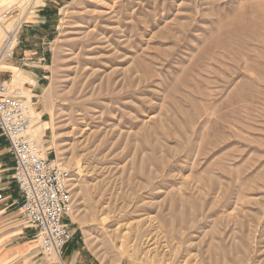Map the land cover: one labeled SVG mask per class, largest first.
<instances>
[{
  "label": "rangeland",
  "instance_id": "obj_1",
  "mask_svg": "<svg viewBox=\"0 0 264 264\" xmlns=\"http://www.w3.org/2000/svg\"><path fill=\"white\" fill-rule=\"evenodd\" d=\"M1 15L0 48L15 29L16 50L44 48L30 134L71 174L83 259L264 264V0H0Z\"/></svg>",
  "mask_w": 264,
  "mask_h": 264
},
{
  "label": "built area",
  "instance_id": "obj_2",
  "mask_svg": "<svg viewBox=\"0 0 264 264\" xmlns=\"http://www.w3.org/2000/svg\"><path fill=\"white\" fill-rule=\"evenodd\" d=\"M17 29L7 32L0 48V65L13 57ZM22 87L0 81V134L13 158L11 180L16 186V203L26 228L42 255L61 258L74 235L70 214L74 208L71 174L30 134L32 108ZM3 199L0 190V200Z\"/></svg>",
  "mask_w": 264,
  "mask_h": 264
},
{
  "label": "crops",
  "instance_id": "obj_3",
  "mask_svg": "<svg viewBox=\"0 0 264 264\" xmlns=\"http://www.w3.org/2000/svg\"><path fill=\"white\" fill-rule=\"evenodd\" d=\"M49 1L56 2L47 0ZM39 22L43 23L42 20ZM32 23L30 29L34 30L38 27L35 25L37 22ZM21 66H26V69ZM46 67L44 48L42 51L26 49L23 52L15 49L12 60L1 65L0 80L13 84L15 74L25 70L27 80H21L22 73L17 79L20 81V86L17 87H22L36 96L44 85ZM2 74L5 77H2ZM12 166L13 158L8 151V144L0 134V190L3 194V199L0 200V264H91L83 259L85 256L80 254V249L69 244L70 242L66 244L61 258L56 260H51L53 258L51 254L48 256L49 254L42 255L39 252L37 241L33 237L34 232L26 228L16 203L18 192L11 180Z\"/></svg>",
  "mask_w": 264,
  "mask_h": 264
},
{
  "label": "bare ground",
  "instance_id": "obj_4",
  "mask_svg": "<svg viewBox=\"0 0 264 264\" xmlns=\"http://www.w3.org/2000/svg\"><path fill=\"white\" fill-rule=\"evenodd\" d=\"M2 17H4L3 15H1L0 16V20L2 19ZM0 27L1 28H3L2 27V25H1V23H0ZM27 95L29 96V93L27 92ZM38 118V117H37ZM41 126V128H43V126H44V124H41L40 125ZM31 128H32V126H31ZM35 129H37V132H35V138H36V140L37 141H41V143H43V145L44 146H46L47 145V143L46 142H44L43 140H41V136H42V130L40 129V127L39 126H37ZM123 213V212H122ZM124 215V214H123ZM113 216H111V217H102V221H101V223H103V224H114L113 222H115V221H118V220H116V219H114V218H112ZM117 218V217H116ZM122 220H124V219H122ZM121 220V221H122ZM120 224V223H119ZM123 224V223H122ZM129 224V223H128ZM124 225H126L125 223H124ZM123 225H119L118 227H117V229H121V227H122ZM128 227V226H127ZM126 228V227H125ZM129 228V227H128ZM137 230V229H136ZM48 256H50V254L48 255ZM51 256H52V254H51ZM53 257L54 258H56V259H58L55 255H53Z\"/></svg>",
  "mask_w": 264,
  "mask_h": 264
}]
</instances>
